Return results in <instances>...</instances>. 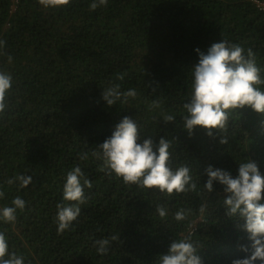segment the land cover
I'll list each match as a JSON object with an SVG mask.
<instances>
[{
  "label": "trees",
  "instance_id": "trees-1",
  "mask_svg": "<svg viewBox=\"0 0 264 264\" xmlns=\"http://www.w3.org/2000/svg\"><path fill=\"white\" fill-rule=\"evenodd\" d=\"M92 3L45 7L21 0L12 12L13 1L0 0V72L12 84L0 114V208L17 196L25 201L14 222L0 220L9 254L23 256L24 264H158L174 240L190 237L203 264L249 257L251 242L237 224L242 220L226 215L224 187L214 182L208 193L203 185L209 166L236 177L248 159L264 175V113L230 110L226 131L218 133L228 142L220 144L217 133L209 137L201 128L189 136L183 105L191 99L196 49L207 52L215 42L239 45L245 55L251 49L264 79L262 12L254 0H107L95 10ZM115 85L137 96L109 107L102 91ZM257 87L264 92V84ZM166 115L175 120L165 123ZM125 116L136 122L141 143L170 142L168 166H188L194 191L169 195L101 171L103 160L91 153ZM76 166L81 183L87 178L92 187L84 188L78 218L58 233L57 204L76 203L63 199ZM20 175L32 183H7ZM157 205L166 217H159ZM181 209L191 211L178 222ZM112 236L118 239L107 254H98L95 241Z\"/></svg>",
  "mask_w": 264,
  "mask_h": 264
},
{
  "label": "clouds",
  "instance_id": "clouds-1",
  "mask_svg": "<svg viewBox=\"0 0 264 264\" xmlns=\"http://www.w3.org/2000/svg\"><path fill=\"white\" fill-rule=\"evenodd\" d=\"M70 0H39L45 7L67 5ZM107 4V0H93L90 7L95 10L99 6ZM0 40V47L4 45ZM199 60L192 68V93L190 102L183 105L187 115L183 117L184 128L192 135L194 129H204L209 137L213 133L224 132L229 121V111L243 108H251L257 113H264V92L257 85L264 84L260 76V69L256 66L255 54L251 49L244 54V49L228 41L213 43L207 52L196 49ZM11 61V57H8ZM117 79L123 80V75ZM11 76L0 72V114L4 113L7 103L6 94L10 90ZM135 89L126 92L119 91V85L109 87L102 91V99L109 106L117 101L127 103L128 98H135ZM154 107L159 106L158 101L153 102ZM165 123L173 122V115L163 117ZM219 135V134H218ZM220 136V135H219ZM227 138L220 136L219 143L226 144ZM170 142L164 137L158 143L151 138L140 142L138 126L136 122L125 116L115 128L112 136L98 145V151L91 153L92 157L103 160L101 171L108 174L114 173L125 184L139 185L147 189L156 188L160 192L171 195L186 191H194L197 187L192 181L190 168L186 165L173 171L168 166L170 159ZM87 160V154L80 157ZM208 177L203 185L208 193L213 192L214 182L224 187L226 199L224 206L228 217L238 216L242 223L239 227L248 234L251 242V255L244 259H237L233 264H264V175L261 174L257 164L248 159L239 164L238 175L233 177L229 172L209 166L206 170ZM84 177L79 166L68 172L63 187V199L74 204H57V231L63 233L70 228L72 222L80 215V204L85 202L84 188H91L92 184ZM19 181L22 188L32 183V177L20 175L8 184ZM4 192L0 191V198ZM12 206L0 208V220L12 223L16 220L17 209L25 208V201L17 196L12 200ZM190 209H181L175 213L176 221L187 219ZM200 213L206 211L202 204ZM156 212L159 217L167 215L166 209L157 205ZM117 236L95 241L94 247L100 255H106L111 241L117 240ZM247 252L248 248L242 247ZM7 257V258H5ZM0 264H24V257L15 253L9 254L8 243L3 233H0ZM158 264H203L197 247L191 238L174 240L168 249V253L161 255Z\"/></svg>",
  "mask_w": 264,
  "mask_h": 264
},
{
  "label": "built area",
  "instance_id": "built-area-1",
  "mask_svg": "<svg viewBox=\"0 0 264 264\" xmlns=\"http://www.w3.org/2000/svg\"><path fill=\"white\" fill-rule=\"evenodd\" d=\"M13 1V5H12V12L16 11V9L19 6V3L21 0H12ZM254 2L256 3L257 7L259 8V10L262 12L263 16H264V0H254ZM197 227V223H194L191 226V232H193Z\"/></svg>",
  "mask_w": 264,
  "mask_h": 264
}]
</instances>
